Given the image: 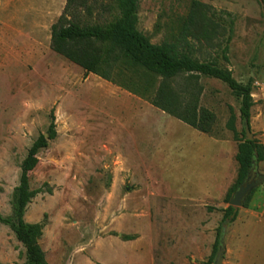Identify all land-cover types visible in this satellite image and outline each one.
<instances>
[{"label": "rangeland", "instance_id": "1", "mask_svg": "<svg viewBox=\"0 0 264 264\" xmlns=\"http://www.w3.org/2000/svg\"><path fill=\"white\" fill-rule=\"evenodd\" d=\"M65 2L3 0L0 8V217L13 218L22 162L53 114L56 135L28 174L21 213L24 226H44L38 243L49 264H214L220 228L222 264H264V187L262 217L236 208L235 221L222 222L221 195L236 173L231 143L222 153L205 134L53 52L50 29ZM193 3L215 32L204 40L196 35L203 28L192 30L190 56L215 60L240 82L251 77V118L261 124L260 0H139L138 30L154 44L173 42ZM184 84L185 76L169 82L181 101ZM198 84L199 107L215 117L211 135L232 138L230 108L244 127L239 100L218 80ZM25 262L0 221V264Z\"/></svg>", "mask_w": 264, "mask_h": 264}, {"label": "trees", "instance_id": "2", "mask_svg": "<svg viewBox=\"0 0 264 264\" xmlns=\"http://www.w3.org/2000/svg\"><path fill=\"white\" fill-rule=\"evenodd\" d=\"M260 1L264 6V0ZM198 7L202 6L193 3L173 42L154 44L138 30L139 0H66L61 15L50 29V49L81 67L86 74L112 83L209 135L215 117L210 111L199 107L202 87L198 80L200 77L218 80L239 100L240 121L250 129L251 109L254 106L253 79L249 77L246 83L240 82L234 78L231 70L220 67L215 60L200 61L190 56L187 36L192 30L203 28L196 35L204 40L215 32L210 26L209 29L205 28L211 24ZM181 76H185L186 96L183 101L169 85L170 81ZM229 112L225 125L237 144V172L234 183L224 197L227 203L249 175L258 176L257 164L264 161L262 143L256 138L246 140L244 127L238 131L236 116L231 108ZM50 117L47 134H41L34 141L22 162L19 185L13 194V218L0 217V221L11 227L16 239L25 248L24 264H49L38 243L44 226L40 223L24 226L21 213L28 197V174L38 164V152L46 148L56 135L53 114ZM253 192L244 200L243 208L248 207ZM236 216V208L227 206L222 222H233ZM220 230L213 246V257L217 252Z\"/></svg>", "mask_w": 264, "mask_h": 264}, {"label": "crops", "instance_id": "3", "mask_svg": "<svg viewBox=\"0 0 264 264\" xmlns=\"http://www.w3.org/2000/svg\"><path fill=\"white\" fill-rule=\"evenodd\" d=\"M2 3H3V0H0V8H1ZM128 94L129 95H131V94L130 93L126 94L127 97H130V96H128ZM157 110H159V109H157ZM159 111H161V110H159ZM161 112L165 113L163 111H161ZM165 114H167V113H165ZM257 116L259 117L258 119L262 118V123L260 124L257 121L252 120V118H251V120H250V129H251V133L252 134L258 133L257 137H258L259 141L262 143V145L264 146V90H262V105H261V109H260V112L257 114ZM170 117H172V116H170ZM172 118H174V117H172ZM174 119H176V118H174ZM176 120H178V119H176ZM178 121H180V120H178ZM201 134H204V133H201ZM205 135H206L205 139H207V141L205 140L204 142H210V145L213 144L214 146L219 147V150H221V152L225 153V154H228L227 152H225V150L227 149L228 144L231 143L232 151H231L230 156H231V158L234 159V162L236 164L235 155L237 153V145L232 140V138L230 136L219 138V137H214V136L209 135V134H205ZM230 140H232V142H230ZM235 146H236V150H235ZM236 172H237V164H236ZM256 173L258 175H264V161L259 162L257 164ZM235 179H236V173H235L234 179L232 180V182L230 184H233ZM228 186L225 188V190L223 191L221 196H225L226 195V193H227L226 191H228V189L230 188ZM263 187H264V184L263 185L261 184L260 186H258L257 194L255 196L251 197L250 206H248L247 208H244V209H248V211H250L252 213L251 215H260L262 217V189H263ZM241 208H243V207H241Z\"/></svg>", "mask_w": 264, "mask_h": 264}, {"label": "water", "instance_id": "4", "mask_svg": "<svg viewBox=\"0 0 264 264\" xmlns=\"http://www.w3.org/2000/svg\"><path fill=\"white\" fill-rule=\"evenodd\" d=\"M244 131H245V139L251 140V132L246 123H244ZM264 183V175H258L255 178H252L251 175L247 177V179L242 183L238 189L233 193L232 197L228 201V206L233 208H241L243 206V202L246 197L254 190L257 186ZM225 251L224 245V228L221 229V233L219 236V244L217 248V252L215 254L214 264H222V256Z\"/></svg>", "mask_w": 264, "mask_h": 264}, {"label": "flooded vegetation", "instance_id": "5", "mask_svg": "<svg viewBox=\"0 0 264 264\" xmlns=\"http://www.w3.org/2000/svg\"><path fill=\"white\" fill-rule=\"evenodd\" d=\"M252 176V178H255V177H257V176H254V175H251Z\"/></svg>", "mask_w": 264, "mask_h": 264}]
</instances>
